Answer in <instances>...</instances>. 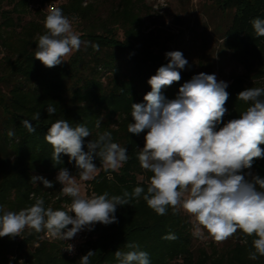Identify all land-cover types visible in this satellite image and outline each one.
<instances>
[{"label": "trees", "instance_id": "trees-1", "mask_svg": "<svg viewBox=\"0 0 264 264\" xmlns=\"http://www.w3.org/2000/svg\"><path fill=\"white\" fill-rule=\"evenodd\" d=\"M143 4L144 0H113L112 8L101 17L99 9L86 0H0V214L32 205L33 194L42 196L45 207L54 210H64L72 199L61 193L56 176L60 168H66L79 177L75 161L61 153V163L54 166L53 148L45 140L48 128L58 119L90 129L91 136L83 138L85 152L87 143L105 131L128 150L129 160L118 171H104L100 158L93 155L97 172L83 187L97 195L106 191L109 196L130 192L135 186L146 190L153 174L140 166L137 153L147 130L136 135L128 132L127 125L133 122L131 104L144 103V95L151 90L149 78L169 58L159 36L144 32ZM210 4L225 17L226 23L215 31L221 46L244 70L227 83L228 111L216 126L218 130L248 107L237 99L238 92L264 87V37H257L251 25L254 18H264V0H211ZM47 5L60 7L69 19L99 20L98 26L79 34L87 45L54 67L44 66L34 56L38 35L46 31ZM212 67L201 63L196 73L177 69L181 79L161 90L165 102L176 99L180 86L194 75L212 74ZM49 104L57 109L53 115L45 111ZM37 111L40 119L32 120ZM24 119L31 121L34 133L23 126ZM97 120L99 128L95 127ZM260 147L264 149V144ZM248 172L264 177V158H254L251 168L243 170ZM33 175L52 181V187L45 188L39 180L31 183ZM115 216V223L93 225L73 257L62 251L60 241L44 238L45 231L25 229L22 238L0 237V264H80V257L89 250L96 251L91 264H117L114 252L127 250L124 245L130 241L149 253L151 264H264V256L248 258L254 237L241 230L236 232L237 241L224 251L215 246L193 250L191 223L182 210L173 214L169 208L167 215L160 216L141 198L138 203L117 205ZM168 233L176 239H163Z\"/></svg>", "mask_w": 264, "mask_h": 264}, {"label": "clouds", "instance_id": "clouds-1", "mask_svg": "<svg viewBox=\"0 0 264 264\" xmlns=\"http://www.w3.org/2000/svg\"><path fill=\"white\" fill-rule=\"evenodd\" d=\"M43 24L46 31L38 35L34 56L46 67L59 65L82 44L87 45L73 31L69 17L60 7H51ZM251 25L257 37H264V18H254ZM165 56L168 62L148 80L151 90L144 95V103L131 104L133 122L127 125L132 134L147 130L144 145L137 153L140 166L153 174L146 190L135 186L130 192L123 190L121 195L109 196L105 191L88 197L82 195L75 177L66 168H60L56 180L62 185L61 193L72 198L71 204L64 210H54L45 207L42 196L33 194L32 205L0 214V237L22 238L28 229L36 233L46 231L51 239L65 241L84 228L91 229L96 222H117V205L131 204L133 200L138 203L142 198L160 216L167 215L169 208L173 214L182 209L195 218V235L206 230L218 243L241 230L254 237L248 258L258 260L264 256V177L243 173L251 168L254 158H264V149L260 147L264 144V87L238 92L237 99L248 107L239 118L228 120L217 130L228 111V84L218 81L215 74L201 72L180 86L176 99L165 102L162 88L179 81L177 69L188 64L180 51H169ZM56 110L52 104L45 108L48 115ZM40 116L37 111L32 120L38 121ZM22 124L29 133L35 132L30 120L24 119ZM100 124L97 120L95 127ZM13 134L9 132L10 136ZM89 136L91 131L85 124L72 126L64 119L53 122L45 136L53 148V165L60 164V154L65 153L75 161L80 180L88 181L97 172L93 155L100 158L106 172L118 171L129 160L126 147L113 142L107 131L89 141L85 152L83 138ZM38 180L45 188L52 187V181L43 176L30 178L33 184ZM162 238L174 240L176 236L168 233ZM124 248L127 250L114 252L117 264H151L149 253L138 243L130 241ZM66 250L72 252L73 246L68 244ZM94 256L95 250L87 251L80 257V264H91L90 258Z\"/></svg>", "mask_w": 264, "mask_h": 264}, {"label": "rangeland", "instance_id": "rangeland-1", "mask_svg": "<svg viewBox=\"0 0 264 264\" xmlns=\"http://www.w3.org/2000/svg\"><path fill=\"white\" fill-rule=\"evenodd\" d=\"M99 9V16L105 17L112 8L113 0H86ZM211 0H144L141 8V16L144 21V32L153 31L160 38V44L166 52L180 51L188 64L186 71L196 73L201 71L200 65L209 64L213 66L212 74H215L218 81L229 83L236 75H242L244 70L240 64L230 57L216 36V29H220L226 23L225 17L215 11L210 4ZM166 5V6H165ZM51 8V7H50ZM50 8L45 10L49 11ZM30 17H25V20ZM73 31L78 35L89 28L98 26L99 20L93 19L90 22L70 18ZM100 32V28H96ZM117 35L121 38L122 33ZM69 57V56H68ZM66 57V60L68 59ZM262 84V82H259ZM80 188L84 181L75 177ZM86 182V181H85ZM182 210V209H181ZM191 223L193 234V250L198 248L209 249L215 246L218 250L224 251L237 241L236 233L223 242H216L201 229L202 235H195L197 223L195 218L185 213Z\"/></svg>", "mask_w": 264, "mask_h": 264}, {"label": "built area", "instance_id": "built-area-1", "mask_svg": "<svg viewBox=\"0 0 264 264\" xmlns=\"http://www.w3.org/2000/svg\"><path fill=\"white\" fill-rule=\"evenodd\" d=\"M46 7L50 8L49 5H47ZM81 193H82V195H85V196H88V197H91L94 194L91 189L83 187V186L81 187ZM71 200L64 205L65 208H67L71 204ZM71 215H74V213H71ZM97 223H99V222H96L95 224H97ZM68 227H71V225H69ZM89 230H90L89 228H84L81 231H79L71 239H68V240H65V241L64 240H58L62 244V251L69 257L75 256L77 251H78V248H79L80 244L87 239ZM44 238H46L48 240H53V239H51L49 237V235L47 234L46 231L44 233ZM68 244H71L73 246V251L72 252H69V251L66 250V247L68 246Z\"/></svg>", "mask_w": 264, "mask_h": 264}]
</instances>
